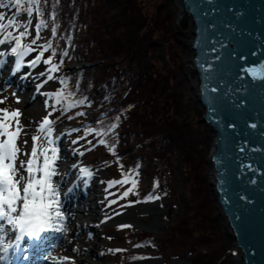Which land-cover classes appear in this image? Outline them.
<instances>
[{
	"label": "trees",
	"instance_id": "trees-1",
	"mask_svg": "<svg viewBox=\"0 0 264 264\" xmlns=\"http://www.w3.org/2000/svg\"><path fill=\"white\" fill-rule=\"evenodd\" d=\"M21 1L23 8L31 2L36 4L40 23L47 21L46 26L50 30L48 40L56 43L61 36L66 49L69 45V49L72 47L75 50L74 58L77 57L86 64L87 68L79 69L70 78L64 76L61 79L58 107L61 111L73 110L70 114L79 115L81 122H88L82 135H86L89 130L94 134L92 145L96 150L102 146L105 152L114 155L117 149L116 158L121 165L120 170L126 171L130 180L134 176L135 180L139 176L147 179V189L142 191L140 202H150L152 198H163L166 194L171 199L175 193L180 194L182 188L191 191L192 197L188 199L184 198L183 191L178 197L179 204L191 217L188 215L185 220H176L175 227L170 229V236L177 233L178 239L187 237L189 232L202 227L204 234L201 238L189 239L190 248L183 247L181 252H177L180 248L177 249L179 246L172 238L166 240L162 237H147L140 246L150 248L147 243L151 242L156 245L152 246L154 251L158 252L149 259L169 262L185 255L191 257L194 253L190 258L191 264H229L233 240L231 244L229 237L219 231L218 218L212 216L209 219L212 208H206L207 200L203 198L198 177L183 172L178 164L174 168L177 175V186L174 187L172 173L165 167V164L170 166L174 161L173 156L181 155L182 151L184 153L185 147L192 151L193 159H200V166H205L206 159H202L210 145L209 139L204 137L205 132H199L194 127L195 118L189 121L193 118L188 117V123H183V113L178 111L180 101L177 89L173 90L168 99L177 110L169 107L168 102L164 103L159 121L153 122L149 128L145 127L152 119L151 113L147 111L150 109L147 103H151L148 97L155 93V85L159 87V93L164 95L167 88L163 87L168 78L176 82V87L184 83V78L177 71H170L161 79L162 74L157 72L152 63L159 61L164 69L177 65L174 52L172 56L170 53L163 55L166 51V35L160 33V28L166 30L168 24L163 22V18L158 19L155 14L153 16L135 0H47L46 3V0ZM95 3L97 8L91 14V7ZM156 7L161 8V2ZM171 48L172 45L167 47L169 51ZM52 51V55L56 54L58 57L64 54L58 47H53ZM152 56L154 59L151 60ZM152 75L159 77L160 83L147 88L146 82H149ZM70 104L72 107H68ZM76 107L78 109L75 110ZM178 121H182L181 126ZM175 124L179 125L178 131L174 129ZM127 153L130 155L126 156ZM153 153L159 160H155ZM186 158L189 159L190 156L186 155ZM125 160L132 161L135 166L132 172L128 171L127 162L123 164ZM156 161L159 162L158 165L155 164ZM142 162L145 166L139 169ZM169 174L171 175L168 176ZM212 193L214 195L213 189ZM213 199L215 201L214 196ZM174 207L177 208L175 202L171 203L168 213ZM212 244L220 246L216 253L210 252ZM197 250L200 252L196 253ZM160 252L172 254L161 256Z\"/></svg>",
	"mask_w": 264,
	"mask_h": 264
},
{
	"label": "rangeland",
	"instance_id": "rangeland-1",
	"mask_svg": "<svg viewBox=\"0 0 264 264\" xmlns=\"http://www.w3.org/2000/svg\"><path fill=\"white\" fill-rule=\"evenodd\" d=\"M47 0L45 1V3ZM100 2V0H99ZM140 6H143L144 9H147V11H150L152 15H156L158 19L163 18V22L168 24V28L166 30H163L160 28V33H164L166 35L165 47L166 51H164L163 55L167 56V54H171L174 52L173 56L175 55V61L176 66L167 67L164 69L163 64L159 61H152V63L156 66V70L158 73L162 74V77L166 76L170 71H177V74L181 73L182 77L184 78V83L182 85H179V87H176V82L173 79L167 80V84L163 88H167L166 94L159 93V87L155 85V93L151 95L149 100L151 101L147 103L148 113H151L152 119L150 122L145 125L146 128H149L152 126V123L159 121V118L162 116L163 113V105L164 103H169V107H171L173 110L176 106H173L170 104L169 97L174 89H177L179 101H180V110L179 112H182L183 117V123L192 117L193 119L189 120L192 121L195 118V125L194 127L197 128V131L199 132H205V138H208L210 141L209 148L207 149L206 153L204 154L203 161L206 159L205 166H200V159L194 158L193 153H191V150H188L186 147L181 152L182 154H178L173 156L174 161L171 162L170 166H166V170L170 171L172 173L171 175L172 183L174 184V187L177 186V181L175 180V177L177 176L174 172L175 166L178 164L180 165L183 172L190 174V176H196L198 177V181L202 186L203 191V198L207 200V206L206 208H212V214L211 218L215 217L218 218L219 224H217V227L219 231L222 233L224 232L230 239L231 244L233 238L229 236L230 231L227 227L226 221L224 217L220 216V210L218 209L216 202L213 199V193L212 188L209 185V182L211 181L210 173L211 165L209 164V158L210 153L212 151V133L209 131V129L202 123L203 118V109L200 106V104L196 100V94H197V88H198V80L194 74V71L192 69V55L193 53L189 52V44L192 39V23L189 19V17L183 16V20L180 22L178 19V12L179 8L174 3V0H135ZM161 2L162 7L157 8L156 5ZM0 3H3L6 5L4 8H0V13H3L6 17L5 21L3 23H7L8 20H14L15 23L12 27L7 28L6 30H0V37H3L9 30L13 29L15 27L16 31L22 32L23 30H26V35L23 36L21 40V50L24 44H30L29 42H33L34 34L33 32L37 31V28L35 26L37 22V18H35L34 13L30 11L29 13L20 15L15 13V8L12 5L11 0H0ZM153 5V6H151ZM97 3L93 4L91 7V14H93L94 8H97ZM148 14V13H146ZM165 17V18H164ZM182 18V17H181ZM30 22L27 23L26 20ZM25 25L28 24L26 27ZM27 23V24H26ZM21 25L23 29L17 30V28ZM41 25V23H39ZM38 25V26H39ZM47 21L45 20L43 22L41 28L40 34H38V43L44 45L50 44L51 47H58L61 51L65 50V42L64 38L61 36L58 37V41L56 43H52V40L49 39V28H47ZM14 29V30H15ZM3 34V35H2ZM83 34V30H82ZM162 38V37H161ZM47 39V40H46ZM71 44V40H70ZM78 44V42H77ZM30 47L33 49V51L29 52L28 55H31L33 59L38 55V52L35 50V44H31ZM39 45V44H38ZM172 48L170 51L167 49V47L171 46ZM51 51V50H49ZM75 50L71 47L69 49V45L67 46L66 52L63 54V56H57L56 54H50L49 56H52V60L54 62V65H57V71L52 72L50 71L51 65L43 63V60L39 64H37L35 67H32V70H25L23 72V76H27V78H42L41 81L33 82V84L27 86L28 89L23 90V86H19V90L22 92V95H19L17 92H14L12 90V86H7L3 89H1L0 86V119H3L4 111L7 110L9 113L13 111H18L19 116V126L22 129V132L17 140V146L20 148V153L18 154V160L17 165L19 166V160H26L32 150L33 142L32 137L38 136L40 137V140L38 142V146L45 144V138L47 135V132H41L40 131V125L44 117L46 116L48 110L47 103L45 101L46 99V92L52 91L53 96L57 94V89L60 90V82L61 79L64 76L71 77L72 75L76 74L79 69L83 70L87 68L86 64L83 63L81 60H78L77 57L74 58ZM28 55L24 56L25 58L28 57ZM154 59L153 56L151 57V60ZM150 60V61H151ZM10 59L5 62L9 63L8 65L13 66V63L9 62ZM171 59L169 60V62ZM31 60H28L27 63H30ZM170 65V63L168 64ZM43 73V75L41 74ZM0 75V77H5ZM49 76L52 77V79H49ZM68 78V81H69ZM156 75H152L149 82H146V87L150 88V85H154L156 83H160L161 80ZM27 81V80H24ZM31 82V81H30ZM19 83L18 85H21ZM32 83V82H31ZM36 85V88H35ZM71 86V84H69ZM168 86V87H167ZM83 87V85H81ZM37 93L36 97L35 95H30L31 91ZM29 91V92H28ZM147 90H145L143 93L145 94ZM28 92L27 94H25ZM24 93V94H23ZM142 93V94H143ZM30 95L33 97L31 101H28ZM152 108V109H151ZM38 109V110H37ZM78 109V107L75 108V110ZM177 108H175V111ZM85 111V109H84ZM73 116H69L70 120L63 121L55 125V127H63V135L59 138L62 141V146L56 149V154L58 155V163L55 165L54 172L55 175H53V184L58 185V182L60 180V176L63 177L66 175L67 171H72L74 175H76V181L77 179H81L83 177V173L78 172L77 168V162L80 160L78 164L81 163L82 160H92L93 165L92 167H88L90 171V175H92V178L89 182L90 183V190L91 192L85 195L84 198V204H89L91 202V198L96 197L95 201L99 204V214L93 218V220L90 223H87L89 226H94L97 223H101L102 219L105 217L112 216L114 217L113 222H110L108 226L112 227H105L100 231L95 230V228H92L91 230L87 228V232L90 234V236L87 237V234H85V230H83V234H80L78 237L83 243H90L95 242L98 243L99 246L96 248V251L98 253L99 259L97 261H100L102 264H136V263H151V264H175L173 261L169 262H163V261H155V259H149L154 253H158L154 251L152 246H156L154 243L148 242L147 246L149 247H141L140 244L145 240L148 239L147 237H154L156 239L162 237L166 238V240H170L172 238V241H175L178 244L179 250L177 252H181L182 248H190V240L192 239H198L201 238L204 234V228H195L191 232L188 233L187 237L182 236L181 238H177L176 234L174 233L170 236V229L171 227H175V221L176 220H185L186 217L189 215L191 217V214H188L182 207V205L179 204L178 197L180 196L181 192L183 191L185 193L184 198L188 199L189 197H192L191 191L188 189H181V192L173 193L174 195L171 196V199H169L168 194H166L163 198H152L150 202H141L140 199L143 197L142 191H146L147 189V179H144L143 176L137 177L135 180V176L132 180L129 179V175L125 174L126 171L120 170L121 165L117 161L116 158V152L117 149L114 152V155H109L107 152L103 150V147H99L96 149H91L88 147L89 144H91L94 140V134H91L92 132L89 130L85 137V147H87L88 151L90 150V154L87 155L85 151H78L76 149V140L78 138V127L80 128V120L79 118H72ZM78 117V116H77ZM139 117L143 119L140 115ZM189 117V118H188ZM73 119V120H72ZM180 121V120H179ZM178 121L179 125L181 126V123ZM11 124L10 130H15L16 127V121L10 120L7 121ZM75 122L74 125H70V123ZM90 122V121H89ZM88 123V122H84ZM188 123V122H187ZM179 125L174 126L175 131H178L180 128ZM59 129V128H58ZM84 129V127H83ZM53 134V133H52ZM52 136V135H51ZM82 138V137H80ZM5 139V137H0V140ZM182 139V138H180ZM26 142V143H25ZM52 146H49L48 149H52ZM118 148V147H117ZM65 150L66 152V159L65 154L64 157L62 154H59V150ZM119 150V149H118ZM120 151V150H119ZM51 151H49L48 155ZM81 152V153H80ZM27 154V155H25ZM130 154L127 153L126 156H129ZM186 155H189L190 158L187 159ZM84 156V158H82ZM152 156H155V160H159L157 156L153 153ZM82 158V159H81ZM176 160V161H175ZM125 164L129 166L128 171L132 172V170L135 168L132 161L125 160L123 161ZM145 163H141L139 169H143ZM155 164H159V162H155ZM87 169V170H88ZM91 169V170H90ZM83 170V169H82ZM81 170V172H83ZM86 170V169H85ZM64 171V172H63ZM80 171V170H79ZM63 172V173H62ZM128 172V173H129ZM132 174V173H130ZM26 176V172L24 173ZM63 177L61 179V182L59 184V187L62 185ZM100 178H103L101 184L98 185ZM88 179L85 178V181ZM90 179V178H89ZM193 180V179H192ZM84 181V183H85ZM127 181V182H125ZM194 181V180H193ZM78 182V181H77ZM110 185L109 189H106V185ZM113 182L114 184H112ZM133 182H135V186H133ZM65 183V182H64ZM69 185V183H68ZM67 185V187H68ZM78 186V184H77ZM200 188V187H199ZM176 190V188H175ZM174 190V191H175ZM127 193V195H125ZM106 197V199H105ZM155 197V196H154ZM196 198V197H195ZM53 199V198H51ZM103 199H105L103 201ZM169 200V201H168ZM202 201V199H200ZM175 202L177 205V208L174 207L172 210H168L170 208L171 203ZM109 203L114 204L112 206H107ZM113 210V211H111ZM73 212V211H72ZM74 213V212H73ZM67 214V213H66ZM105 217H102L104 216ZM213 216V217H212ZM73 217V216H71ZM184 218V219H183ZM203 221H205L203 219ZM70 222V221H69ZM206 222V221H205ZM114 225V226H113ZM83 229V228H82ZM86 229V228H85ZM168 229V231H167ZM68 236L67 238V244L70 246H73L75 248L76 238H71V231L70 229H66ZM151 241V240H149ZM177 246V245H176ZM219 244H212L210 248V252L216 253L217 250H219ZM76 249V248H75ZM231 260L229 261V264H239L238 257L239 252L237 251L234 241L231 246ZM150 252H147V251ZM169 251V248H167ZM167 251V252H168ZM204 250H201L203 252ZM123 252V253H122ZM161 253L160 255L163 256L172 254L171 252L167 253ZM185 252V251H184ZM197 252H200V250H197ZM122 253V254H121ZM67 254V253H66ZM73 254H77L74 252ZM83 254V253H82ZM186 254V252H185ZM194 253L188 256H181L179 259L178 264H191L190 258ZM87 261H92V258H90L87 255H84ZM68 260L64 264H79L78 262H74L72 258H69V255L67 256ZM146 259H149L145 261ZM139 261V262H138ZM181 261V262H180Z\"/></svg>",
	"mask_w": 264,
	"mask_h": 264
},
{
	"label": "water",
	"instance_id": "water-1",
	"mask_svg": "<svg viewBox=\"0 0 264 264\" xmlns=\"http://www.w3.org/2000/svg\"><path fill=\"white\" fill-rule=\"evenodd\" d=\"M174 1L194 26L196 100L213 138L209 185L239 264H264V0Z\"/></svg>",
	"mask_w": 264,
	"mask_h": 264
},
{
	"label": "snow or ice",
	"instance_id": "snow-or-ice-1",
	"mask_svg": "<svg viewBox=\"0 0 264 264\" xmlns=\"http://www.w3.org/2000/svg\"><path fill=\"white\" fill-rule=\"evenodd\" d=\"M12 2L16 6L21 4V0H12ZM4 7L6 5L0 3V8ZM5 19V15L0 13V30H6L15 23L14 20H8L5 24L3 23ZM42 26L43 21L38 27ZM11 35V32H9L8 36L11 37ZM25 35L26 31L20 32L19 36L15 38L16 47L12 49L13 53L21 57L33 51V49L27 46H24L23 50H21L20 37ZM3 42L0 41V43ZM32 43L35 44V40ZM47 47H51V45L46 46L45 51ZM42 56L43 52L31 61V66L35 67L39 64ZM43 63L51 64V58L49 57L44 60ZM50 71H57V65L53 64ZM41 74L43 75V73ZM49 79H52V77L49 76ZM80 103H83V101H80ZM68 107H72V105L70 104ZM3 111V119H0V137H5V139L0 140V220L7 219L9 224L19 229L21 235L17 236V240L24 234H27L29 237H38L40 233L50 226V222L54 217L63 219L58 210L53 215L57 201L50 199V197L56 195V189L51 179L55 175L53 164L56 158V149L39 147L38 142L40 137L33 136L31 154L26 160H19L18 166L17 160L20 148L17 146V140L22 132L19 120L17 119L19 112L13 111L9 113L7 110ZM10 120L16 121L14 131L10 130L11 124L7 122ZM51 123L52 121L45 118L40 125V131L44 132L47 129L48 134H50L51 128L49 125ZM49 151L52 153L51 156L48 155ZM40 157H43L42 164L39 163ZM25 172L27 173L26 176L24 175ZM37 173H40V175L38 176ZM133 186H135V182H133ZM13 213H16V215H13Z\"/></svg>",
	"mask_w": 264,
	"mask_h": 264
},
{
	"label": "bare ground",
	"instance_id": "bare-ground-1",
	"mask_svg": "<svg viewBox=\"0 0 264 264\" xmlns=\"http://www.w3.org/2000/svg\"><path fill=\"white\" fill-rule=\"evenodd\" d=\"M174 3L176 4V6L179 8V5L176 1H174ZM179 21L181 22L183 20L184 17H180V13L178 12L177 14ZM186 16V15H184ZM27 23L30 22L26 20ZM26 23V24H27ZM192 23V22H191ZM24 24V23H21ZM25 25V24H24ZM26 27L28 26L25 25ZM23 29L22 26L20 25L17 30H21ZM23 31H27L23 30ZM11 37L8 36V34L1 40L4 41L3 43H0V75H3V71L5 70V62H7L10 59V53L13 52L12 49L14 47H16V43H15V38L19 36V33L16 31V29L11 31ZM193 35V34H192ZM21 38H20V42H21ZM189 52L193 53L192 50L189 49ZM193 56V55H192ZM19 69V67L17 68ZM17 69H13L12 71H9L6 73V76L3 78L4 80L8 79L11 81L15 80L16 74L18 72ZM194 74L197 78V75L194 71ZM2 79H0V83H1ZM31 84L30 81H24L21 85L19 86H23V90L28 89L27 86H29ZM36 97V96H35ZM33 99V97L31 96V100ZM38 110V109H37ZM64 129L63 128H59L56 129L54 131V133L52 134V136L54 137L53 140H51L52 143V147L57 149L59 147H61L62 141L61 139H59L63 133ZM39 147L48 149V146L46 144H42L39 145ZM59 150V154H62L64 157L65 154V159L66 157V152L65 150ZM213 154V151H211L210 153V157ZM58 155H56L55 158V162L53 164V168L55 167V165L58 163ZM43 162V157H40V161L39 163L42 164ZM37 175L39 176L40 173H37ZM88 175H90V173H88ZM69 183L68 187L66 188V192L65 194L69 197L70 194H72L75 191V186H77V181H76V175H74V173L72 171H67L66 175L63 177V181H62V185H64L65 183ZM88 192L91 190H87ZM85 191V192H87ZM89 192V193H90ZM96 197L91 198V202L89 204H84L82 203V197H78L77 199H75L74 201H72V205L69 207L70 210H72L74 212V217H71V219H69V217L67 218V221L70 223H74L78 229H82V224H86V223H90L93 218H95L98 214H99V204L96 202H92L95 201ZM141 203V202H140ZM114 217L109 216V217H105L102 219L101 224H105L108 226V224L110 222H113ZM52 221H58V219L54 218ZM88 225V224H86ZM85 225V226H86ZM84 227V225H83ZM90 227H88L89 230ZM91 230H93L92 228H90ZM77 243L75 244V248L73 246H70L68 244H64V243H60L59 246L57 247V249H55L53 251V249L51 248V250L53 251L50 255V260H51V264H62L63 262H65L67 260V256L69 255V258H72L74 262H78L79 264H102L100 263V261H97L99 259L98 257V253L96 251V248L99 246L98 243L95 242H90V243H83L79 238H76L75 240ZM236 247V246H235ZM237 249V248H236ZM6 249H4L3 252H5ZM238 251V249H237ZM74 252H76L77 254H73ZM239 252V251H238ZM67 253V254H66ZM83 253V254H82ZM84 255L89 256L90 258H92V261H87L86 258L84 257ZM136 264H144V263H136ZM145 264H151V263H145Z\"/></svg>",
	"mask_w": 264,
	"mask_h": 264
}]
</instances>
